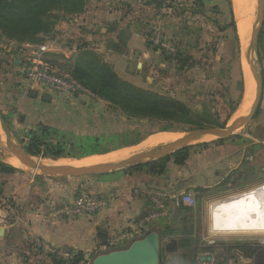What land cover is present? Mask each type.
<instances>
[{
	"label": "rangeland",
	"instance_id": "rangeland-1",
	"mask_svg": "<svg viewBox=\"0 0 264 264\" xmlns=\"http://www.w3.org/2000/svg\"><path fill=\"white\" fill-rule=\"evenodd\" d=\"M158 1L160 2L159 7L157 6ZM85 3V8L81 13L101 14L118 11L121 21L124 22V26H121L123 38L125 37V31H127L124 29L127 21L133 22V28L144 31L145 43L150 44L149 46L157 51L154 58L151 59L150 89L148 90L180 100L190 108L195 120L200 121L202 126L176 124L159 117H128L115 104L90 92L78 83L83 90L74 93L79 97L71 107L75 112L78 110L79 114L83 113L80 124H76V126L85 131V138L91 140L85 141L88 147L75 145L70 142V139L64 140L62 138L63 140L60 143L55 141H60V138L56 139L51 136L45 137V140H47L45 141L47 143L46 147L41 148L38 154L30 155L40 159L62 157V161L68 162L63 166L84 164L95 159L101 163L124 154L129 153L128 156H130L165 145L170 140L158 145H144V141L150 135L161 131L168 132L172 135V139L176 140V138L182 137L188 130L194 128L228 127L235 115L245 111L250 105L251 99L248 105L241 106L244 98V72L245 70L250 72L245 51L259 19L258 0H249L242 12L249 15V34L244 41L245 43L242 42L239 35L238 23L235 19L234 0H136L135 5L130 2L116 0H86ZM214 6H217V8H214ZM95 11L96 13H94ZM50 12L53 15L51 20L55 22L51 31L41 35L33 42L17 43L0 36V61L3 60L2 53L9 55L7 62H4V64L0 62L1 112L3 107L7 106L9 108L15 101L16 95H18L16 91L17 86L20 84L19 80L25 78L21 73L22 66L34 59H40L42 62L52 65H49V67L71 78L69 70L75 55L70 54L69 50L60 48V45L65 48L77 46L80 50L91 51L100 60L108 63L104 59V54L98 51L100 46L97 42L88 39V43H86L80 38V34L84 32L83 28L88 31L94 30L95 25H92V22L85 24L82 20L83 16L80 15L81 13H66L55 8L51 9ZM139 18H143V20L136 21ZM261 31L263 34L261 43L258 40V65L263 79V93L256 113L245 123L239 122L240 127L229 135L222 137L207 135L191 140L184 146L188 149V154L191 155H197L214 147L223 148L228 155V160H226L228 165L224 169H215L211 172L214 177V180L212 178L213 181L223 177L221 183L215 184L211 181L212 186L210 187H197L200 189V193L197 197L196 206L193 208L192 221L190 222L194 228L192 236L198 242L202 240V244L206 245L207 250L214 251V248L211 244L205 243L204 240L215 238L217 243L224 242L232 246L230 249L239 254V264H264V236L208 235L206 206L212 198L249 187L264 180V173L262 172L264 155L260 157L264 154L262 152L264 149H254L255 144H260L264 148V25ZM95 40L97 41V39ZM50 41H56L58 46L52 47V52H47L45 50H48L49 45L53 43ZM19 44H22V47H17ZM121 45H123L122 41L119 44L120 48ZM18 48H23L22 52H19ZM60 49L63 52L65 50V53ZM113 49L117 48L113 47ZM17 71L21 74H18ZM250 75L253 79L251 72ZM252 85L254 86V83ZM32 86L33 84L24 86V90L28 95H33ZM47 101L50 102V100ZM115 130H117L116 133L113 132ZM2 131L0 128V142L2 141L1 144L3 145L4 142L5 144L7 142ZM23 132L19 133L20 137H17L23 147L26 148L29 144L27 140L29 135H25L26 131ZM95 134L102 137L103 142L101 145L98 144V138L93 142ZM1 144L0 159L4 162L9 161L14 165L17 162L15 157L11 152L8 155L3 152ZM93 144L97 145L94 146ZM118 144L120 146H115ZM43 153L47 156H43ZM56 153L62 155L54 156ZM171 159L172 157L169 160ZM150 161L153 160L116 169L102 175L80 177L45 176L80 183L85 186L81 194L94 196V194H89L91 181L118 172L130 171L136 166L139 168L148 167L146 164ZM19 170L36 176L42 175L38 170L31 169L26 165L19 167ZM239 170H242L241 172L244 174L240 178V186L232 185L231 179L235 178ZM185 191L184 189L179 194L170 193L166 195L164 193V195L166 199L172 198L177 207L179 205L186 206L183 194ZM96 197L101 198L98 195ZM6 205L8 204L6 203ZM239 247H250L255 252L246 257ZM91 259V257L88 260L84 259L81 263L91 264ZM190 259L189 249H178V252L171 254L168 258V264H191ZM163 262L166 263L161 258L160 263L163 264Z\"/></svg>",
	"mask_w": 264,
	"mask_h": 264
},
{
	"label": "crops",
	"instance_id": "crops-1",
	"mask_svg": "<svg viewBox=\"0 0 264 264\" xmlns=\"http://www.w3.org/2000/svg\"><path fill=\"white\" fill-rule=\"evenodd\" d=\"M116 1L130 2L133 5L136 2ZM118 14L120 13L116 10L101 14L81 13L84 23L92 22L95 27L94 30L88 31L82 26L84 32L80 34V38L86 43L88 39L97 42L100 46L98 51L104 54V59L122 79L148 90L151 59L157 51L145 43L144 31L133 28L132 21H127L124 28L127 31L123 38L121 29L124 22ZM142 20L143 18H139L136 21ZM120 41L123 44L121 48ZM50 42L53 43L45 50L47 52H52V47L58 46L56 41ZM111 45L118 48L113 49ZM17 47H22V44ZM60 48L69 50L70 54L74 55L79 51L77 46L65 48L60 45ZM18 49L22 52L23 48ZM65 50L61 51L65 53ZM2 59L0 62L4 64L9 55L2 53ZM19 83L16 91L18 95L14 98L13 104L9 108L3 107L2 112L0 111L6 116L4 117L6 122L18 137L19 133L26 131L25 135H29L27 136L29 142L32 139L47 141L45 137L53 136L56 139L60 138V141L55 140L60 143L63 139H70L75 145L88 147L85 141L91 140L85 138V131L76 126L80 124L83 113L79 114L78 110L75 112L71 107L79 97L77 94L58 93L49 88L33 85V95H28L24 86L30 83L26 78L19 80ZM113 132L116 133L117 130ZM96 138L101 145L102 137L95 134L93 142ZM3 152L7 155L10 153ZM226 160H228L226 151L214 147L197 155L189 154L183 165H177L171 159L164 171L159 174L152 173L147 167H140L95 179L91 181L89 194L101 196L106 204L95 213L78 215L71 213L70 209L72 210L78 196L87 195L81 194L85 186L71 180L49 178L45 175L36 176L0 159V162L17 169L11 173L0 172V264H51L48 253L35 246L34 238L54 249H64L73 255L80 253L83 259L102 251L126 246L128 243L113 246L110 241L120 232L135 228L149 204L146 189H157L169 195L182 193L184 189L197 191L198 186L210 187L211 181L214 180L211 172L215 169H224L228 165ZM240 172L237 171L235 178L231 179L232 185L240 186V178L244 175ZM222 179L223 177L213 182L219 184ZM166 202L170 209L169 217L162 218L147 229L157 230L175 219L177 216L175 202L172 198H167ZM167 256L169 258L171 254ZM190 261L192 264V257Z\"/></svg>",
	"mask_w": 264,
	"mask_h": 264
},
{
	"label": "trees",
	"instance_id": "trees-1",
	"mask_svg": "<svg viewBox=\"0 0 264 264\" xmlns=\"http://www.w3.org/2000/svg\"><path fill=\"white\" fill-rule=\"evenodd\" d=\"M85 2L86 0H0V36L17 43L33 42L41 35H45L51 31L55 23L54 20H51L53 17L50 12L51 9L55 8L66 13H81L85 8ZM157 6H160L159 1L157 2ZM215 7L217 8V6ZM232 25L234 26L233 20ZM262 34L261 31L259 43H261ZM114 47L118 48L116 45ZM69 72V75L75 82L90 92L112 102L128 117H159L176 124L202 126V123L195 120L193 112L183 102L140 88L122 79L108 63L100 60L91 51L79 49L74 56V60L71 62ZM17 73L19 74L20 72L17 71ZM46 145L47 143L42 139H32L26 150L30 154H38L40 149L46 147ZM256 148H259V150L264 149L260 144H255L254 149ZM60 155L62 154H54V156ZM188 155V149L182 147L176 149L172 154L150 161L146 165L152 173L159 174L164 171L166 163L171 157L175 164L182 165L185 163ZM43 156H47V154L43 153ZM135 168L139 167L136 166ZM15 170H17L15 167L0 162V172L11 173ZM196 190L199 196L200 189L197 188ZM192 212V207L179 205L175 219L157 229L161 236L175 237L178 249H189L191 257L198 244V240L192 236L194 229L190 222L192 221ZM239 249L243 251L246 257L251 256L255 252L250 247H239ZM173 253H168L162 249L160 258L165 260V255ZM48 255L51 264H78L84 261L83 255L80 253L74 254L72 258L67 260L60 259L54 254Z\"/></svg>",
	"mask_w": 264,
	"mask_h": 264
},
{
	"label": "water",
	"instance_id": "water-1",
	"mask_svg": "<svg viewBox=\"0 0 264 264\" xmlns=\"http://www.w3.org/2000/svg\"><path fill=\"white\" fill-rule=\"evenodd\" d=\"M258 11L259 19L253 29L245 51L249 69L253 76L254 96L249 107L245 111L236 114L228 127L194 128L188 130L182 137L163 146L144 150L117 161L101 162L94 165L88 164L77 167L47 166L31 158L32 155L23 147L20 139L0 113V128L7 137L6 144L4 142L2 145L0 142L2 150L19 155L26 166L38 170L42 175L80 177L86 175H102L116 169L132 166L148 160L163 158L173 153L176 149L186 146L189 141L207 135L222 137L231 134L240 127L239 122L245 123L256 113L262 98L263 79L258 65V40L264 25V0H258ZM262 172L264 173V167H262ZM164 237L165 236H161L156 229H152L133 239L126 246L102 251L93 256H86L85 259L88 260L91 257V264H160V253L162 249L168 253H173L178 250L177 239L175 237H171L167 242H163L162 240ZM206 259H210V256H206Z\"/></svg>",
	"mask_w": 264,
	"mask_h": 264
},
{
	"label": "built area",
	"instance_id": "built-area-1",
	"mask_svg": "<svg viewBox=\"0 0 264 264\" xmlns=\"http://www.w3.org/2000/svg\"><path fill=\"white\" fill-rule=\"evenodd\" d=\"M43 62L40 59H34L28 64L22 66L21 73L30 84L49 88L58 93H76L83 90L72 78L52 69L46 62ZM136 192L137 191H135V193ZM145 194L148 198L149 204L144 214L137 222V225H135L134 229L122 231L113 237L110 241L111 245L117 246L129 243L133 239L151 230L147 228L151 227L152 224H156V222L160 221L162 218L169 217L170 209L163 192L157 189L148 188L145 190ZM183 194L185 197L184 204L188 207L194 208L197 202L198 191L188 189ZM105 204L106 202L102 197L98 198L92 195H80L76 198L70 212L78 215L92 214L105 206ZM169 238L171 237L165 236L162 241L167 242ZM33 241L35 246H39L44 252L54 254L60 259L67 260L73 256L70 252L64 249H54L39 239L34 238ZM204 242L209 245L211 244L214 251L204 249L206 245L204 246L202 240H200L194 250L192 264H239V254L235 250L230 249L232 246L224 242L217 243L215 238L204 240ZM206 256H210V259H206ZM165 261L166 263L164 264H167V255H165ZM78 264L82 263L80 262Z\"/></svg>",
	"mask_w": 264,
	"mask_h": 264
},
{
	"label": "bare ground",
	"instance_id": "bare-ground-1",
	"mask_svg": "<svg viewBox=\"0 0 264 264\" xmlns=\"http://www.w3.org/2000/svg\"><path fill=\"white\" fill-rule=\"evenodd\" d=\"M248 2L249 0H234L235 19L238 23V31L243 43H245L244 41L249 34V15L242 13L243 10H245ZM252 80L253 79L251 78L250 72L245 70L243 92L244 98L242 99L243 102L241 106L248 105L250 103V99L252 102L254 87L252 85ZM2 134L4 135V138L7 139L5 133L3 132ZM171 139V134L161 131L150 135L144 141V145H158L169 140V142L175 140ZM128 155L129 153L111 158L104 162L117 161L121 158L127 157ZM13 156L17 161L13 166L24 167L26 165L19 155L13 154ZM31 158L47 166H63L68 164L67 161H62L61 158L40 159L36 158L35 156H31ZM98 163L99 161L95 159L92 162L69 166H81L88 164L94 165ZM206 220L208 235L242 237L264 236V180L249 187L238 189L236 191L209 200L206 206Z\"/></svg>",
	"mask_w": 264,
	"mask_h": 264
}]
</instances>
